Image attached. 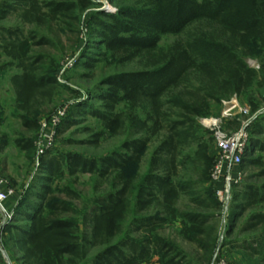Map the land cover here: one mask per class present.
Here are the masks:
<instances>
[{
    "label": "trees",
    "instance_id": "trees-1",
    "mask_svg": "<svg viewBox=\"0 0 264 264\" xmlns=\"http://www.w3.org/2000/svg\"><path fill=\"white\" fill-rule=\"evenodd\" d=\"M110 1L120 3L114 13L92 12L94 0H0V24L18 22L0 25V74L16 71L9 83L17 119L29 133L39 131L62 88L61 55L52 51L60 52L63 44L59 35L51 34L55 27L73 34L78 43L86 23L100 56L119 66L137 60L149 66L105 78L99 89L89 92L88 102L73 106L59 134L76 125V118L90 116L111 136L128 132V138L101 158L73 152L43 156L41 185L32 187L14 207L15 217L4 235L22 254L21 264H211L220 241L212 224L214 212L223 206L211 182L214 135L204 131L199 120L212 116L213 105L242 97L257 85L264 89V0ZM196 24L206 26L185 41L160 49L163 37L182 36ZM247 58L258 60L260 69L251 68ZM95 62L85 53L77 67L93 70ZM233 123L240 126L238 119ZM262 135L264 122H259L250 133L244 165L261 163L254 154H264ZM35 141L22 138L15 145L32 157ZM155 142L148 172L141 176L142 163ZM7 146L4 140L1 149ZM66 171L72 176L112 178L111 192L95 200L83 217L86 232L67 217L73 205L66 198L77 200L80 194L70 187H51ZM183 196L196 211L178 208ZM233 204L232 215L264 204V185L238 192ZM130 218L134 228L125 234ZM250 222L247 232L264 226V213L255 214ZM178 223L180 236L203 254L200 263L160 234L165 226ZM234 247L263 257L264 237ZM95 248L104 249L90 259L88 251Z\"/></svg>",
    "mask_w": 264,
    "mask_h": 264
},
{
    "label": "rangeland",
    "instance_id": "rangeland-1",
    "mask_svg": "<svg viewBox=\"0 0 264 264\" xmlns=\"http://www.w3.org/2000/svg\"><path fill=\"white\" fill-rule=\"evenodd\" d=\"M94 2L96 6L93 8L92 12L114 13L120 6V3H113L110 0H94ZM0 25L16 26L18 22L16 19H12ZM205 26L206 24L193 25L182 36L167 35L162 38L159 47L160 49L166 50L179 41H185L189 34L197 29H203ZM82 30L81 42L78 43L77 38L73 34L65 35L58 27H55L51 33L54 36L59 35L63 44L60 52L56 50L52 51L53 54L61 55L58 80L62 88H59L57 91L56 102L53 111L50 113L51 115L55 114L54 112L60 109H67L69 115L73 106L80 102H88L90 100L89 92L99 89L102 85V81L111 75L123 72L143 71L149 67L144 60H137L133 63L120 66L116 65L109 60V58L100 56L101 52L98 45H96V38L90 33L86 23H83ZM85 53L86 56L97 61L95 62L93 70L85 69L83 66L77 67ZM246 61L251 68L256 70L260 69L261 65L258 60L247 58ZM14 73H16L15 70H10L0 74V177L9 181L11 187L17 193V198L10 202L12 203L11 209L13 212L15 211L14 207L20 204L26 194L31 191L32 187L37 189L41 185L40 179L44 177L41 158L47 153L56 155L62 152H73L86 155L90 158H101L117 151L124 140L128 138V132H124L119 136H111L98 120L90 116L76 118L78 121L76 125L62 134H59L57 131L53 146L40 158H38L37 151H35L32 157H28V154L17 148L15 141L22 138L36 140L40 128L39 131L34 134L29 133L23 129L20 121L17 119L18 113L15 109L14 93L9 83V79ZM233 100L234 103L237 104V107H247L249 115L241 116L239 110H235V117L233 120H224L220 123L222 129L227 132H237L245 128L251 133L259 122H264V89H260L257 85L242 97H234L230 101H225L224 103H229ZM90 103L96 107L100 105L99 101H92ZM224 103L221 106L213 105L212 116L199 120L204 131L207 130L211 132L205 126L209 125L210 122H204V120H220L222 118V113L225 110ZM49 115L44 116L40 124L51 116ZM234 119H238L240 126L236 123L232 124ZM98 135L102 136L99 139V143L95 144L94 141L97 140ZM261 139L264 140V135L261 136ZM4 140L8 141V146L2 150L1 146ZM156 146L157 142L154 143L144 159L140 171L141 176H144L148 172L149 161ZM213 152L215 153V146L214 150L212 149V153ZM258 158L262 159L261 163L258 165L246 164L234 168L232 175L233 186L230 192L228 205L226 208H223V210L214 212L217 218L213 220L212 224L216 225L218 228L220 241L215 249L211 264H218L220 260H225L228 264H264V256L254 257L243 252L242 249L234 247V245H244L246 241L251 242L252 239L257 237H264V226H260L248 232L246 230L248 224H251L250 219L255 214L264 213V204L250 208L243 215H232L235 204H233L234 197L238 192L243 193L244 189L247 187L264 185V154L258 151L255 152L254 159ZM213 186L215 187L216 194L217 191L223 189V185L220 184H213ZM51 187L54 190L70 187L80 194L81 198L77 200L66 198V200L73 205V212L67 217L80 223L81 229L86 232L87 229L82 223L83 217L86 215V212L90 210L95 200L111 192L112 178L111 180L107 178L101 179L94 175L85 174L72 176L66 171L61 178L53 180ZM178 208L181 211H196L190 199L184 196L181 197ZM153 213L154 211L152 210L149 214L152 215ZM131 221L130 218L125 225V234L128 233L129 230L132 231L134 228L133 226L130 227ZM180 228L179 223L171 226L167 225L160 231V234L176 242L190 255L195 263H200L203 254L196 245L186 241L180 236ZM3 231L4 229L0 230V264H21L18 259L22 257V254L14 248L13 243L10 241V237L7 234L4 235ZM136 236L137 235L134 234L133 237ZM121 238L122 237H120L119 240ZM103 249L104 248L89 249V258H94L102 252Z\"/></svg>",
    "mask_w": 264,
    "mask_h": 264
},
{
    "label": "built area",
    "instance_id": "built-area-1",
    "mask_svg": "<svg viewBox=\"0 0 264 264\" xmlns=\"http://www.w3.org/2000/svg\"><path fill=\"white\" fill-rule=\"evenodd\" d=\"M116 12V11H115ZM225 104V110L220 120H204L210 122L205 125L214 135V146L216 161L211 174L212 184L223 185V189L217 191V198L223 208L228 205L230 192L233 186V170L236 167L243 166L245 157L248 153V144L250 132L242 128L237 132H227L220 126L224 120H233L234 111L239 110L241 116L249 115L247 107H237L234 100ZM67 109H60L51 117L40 124V132L35 141L38 158L47 150L51 149L57 136V131L61 123L67 118ZM17 198L16 191L11 187L9 181L0 177V230L4 229L12 222L14 213L8 204ZM218 264H228L225 260H220Z\"/></svg>",
    "mask_w": 264,
    "mask_h": 264
},
{
    "label": "bare ground",
    "instance_id": "bare-ground-1",
    "mask_svg": "<svg viewBox=\"0 0 264 264\" xmlns=\"http://www.w3.org/2000/svg\"><path fill=\"white\" fill-rule=\"evenodd\" d=\"M208 124V123H207Z\"/></svg>",
    "mask_w": 264,
    "mask_h": 264
}]
</instances>
